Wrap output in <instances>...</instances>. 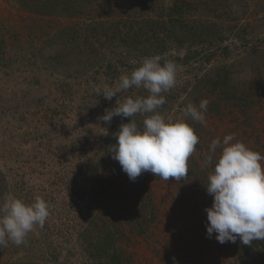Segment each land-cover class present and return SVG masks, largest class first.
Returning <instances> with one entry per match:
<instances>
[{"label": "rangeland", "instance_id": "1", "mask_svg": "<svg viewBox=\"0 0 264 264\" xmlns=\"http://www.w3.org/2000/svg\"><path fill=\"white\" fill-rule=\"evenodd\" d=\"M128 1L100 0L89 11L94 16L90 18L124 16ZM150 1L157 9L153 17L178 2L195 7V15L201 18L206 17L208 8L230 21L240 20H211L228 34L234 25L243 26L240 35L247 37L249 44L238 40L233 59L264 48V0ZM71 24L60 17H39L21 0H0V202L7 184L8 195L29 204L39 196L50 205L44 227L35 226L26 244L16 246L9 241L0 249V264H93L98 261L94 260L96 245L89 253L86 239L80 235L88 229L96 237L110 227L115 229L123 264H174L173 258L175 264H264V240L244 245L239 238L235 243L220 244L215 233L208 238L205 209L212 206L213 197L206 190L208 181H202L213 171L214 162H208L213 139L231 134L233 142H243L264 155V98L244 108L245 113L225 106L220 98L206 94L200 80L210 65L180 66L175 86L162 93L166 103L160 109L166 120L182 119L198 136L189 157L194 163L192 170L180 181H166L147 171L130 181L124 173L118 175L122 169L116 173L101 159L117 141L112 129L129 118L115 116L104 122L100 117L106 109L114 108L117 100L149 93L142 87L133 88L107 100L96 89L115 87L119 77L138 67L145 56L121 54L119 75L111 55L87 75L81 74L83 64L75 59L70 66L56 67L50 60L58 48L44 44ZM152 53L161 55L154 49ZM224 53L218 54L216 63L227 61ZM133 57L138 63L131 62ZM173 57L170 51L166 60L174 61ZM201 100L208 101L204 124L183 115L186 105L198 106ZM135 116L143 124L145 115ZM216 151L218 154L220 149ZM83 156L95 161L83 167ZM84 191L90 193L82 196ZM151 209L154 219H150Z\"/></svg>", "mask_w": 264, "mask_h": 264}, {"label": "clouds", "instance_id": "2", "mask_svg": "<svg viewBox=\"0 0 264 264\" xmlns=\"http://www.w3.org/2000/svg\"><path fill=\"white\" fill-rule=\"evenodd\" d=\"M179 67L159 54L144 57L138 67L119 77L115 87L96 89L107 100L133 88L142 87L149 93L117 100L116 106L106 109L100 117L104 122H111L115 116L130 118L129 123L120 125L115 134L117 143L111 147L113 159L130 181L145 171L166 181H180L188 176V160L198 136L184 120H166L158 111L166 103L162 93L176 84ZM207 105V100H201L198 106L189 103L183 115L204 124ZM137 114L145 115L142 128L131 119ZM233 141L234 136L229 134L222 140L213 139L210 145L208 162H214V167L206 190L213 203L205 209L207 236L211 238L215 233L220 244L235 243L239 238L242 244L250 245L252 241L264 240V155L243 142ZM49 214V203L39 196L29 204L6 195L0 202V249L6 248L9 241L16 246L26 244L27 235L35 226L42 229Z\"/></svg>", "mask_w": 264, "mask_h": 264}, {"label": "trees", "instance_id": "3", "mask_svg": "<svg viewBox=\"0 0 264 264\" xmlns=\"http://www.w3.org/2000/svg\"><path fill=\"white\" fill-rule=\"evenodd\" d=\"M99 1L21 0L23 5L27 7L28 4V8L32 10L33 14L39 17H60L73 22L68 27L54 33L44 44L47 48H58V53L50 60L56 67L70 66L75 59L83 64L80 69L81 74L87 75L88 72L97 71L111 55L114 57L113 60H116V71L119 75L121 72L118 60H121L119 58L124 52L130 56L134 53H143L145 57H151L152 49H154L158 50L166 59L169 52L172 51L176 56V58L173 57L175 58L174 62L179 66L192 65V67H196L202 63L210 65L202 73L200 80L207 88L206 94L220 98L225 106L244 110L264 98V48L249 50L242 59H233V46L237 47V41L249 43L246 41L247 37L240 35L243 26L234 25L228 34L227 30L217 29L216 23L211 21L218 19L229 22L230 20L225 18L226 15H221L218 11H214L215 9L207 8L206 17L201 18V16L195 15V7L184 6L176 2L163 7V15L159 14V17H153L154 13L157 14V9L150 0L148 2L146 0H129L126 5L127 11L124 13L126 17L122 15L119 18L101 20L90 18L93 15L89 11ZM235 9L233 7L234 12ZM239 21H233L231 18L230 22L238 23ZM213 28L215 29L214 33L212 32ZM227 40L231 42L225 44L224 42ZM221 51L225 52L223 56L225 59L227 58V61L216 63L215 60L220 57L218 54ZM131 60L132 63H138L136 57ZM242 75H246V77H242ZM159 112L163 113L162 110ZM132 119L138 127H143L137 116ZM129 122L130 118L123 124ZM116 125L117 127L112 129L113 135L120 128V124ZM116 143L117 141L112 145ZM107 148L109 149V147ZM101 159L107 161V165L109 164L111 168L115 169L116 173L118 169H122L119 162L113 159L111 149ZM83 161L86 162L82 165L85 167L87 163H93L95 159L83 156ZM193 164L188 160L189 172H191ZM100 167L101 165L97 167V171ZM123 173L124 177L127 176L122 170L118 175ZM204 178L202 181H208V176H204ZM3 189L2 194L8 195L7 184ZM14 189L12 188V190ZM89 193L84 191L82 196H87ZM149 215L150 219H154L153 209L149 211ZM144 218L146 219L147 216ZM90 233L91 231L86 229L80 237L82 240L86 239L85 248L89 250V253L91 247L96 245L95 254L97 256L94 260L98 259V261H94L93 264H123L116 245L117 237H115L113 227L96 237ZM258 242L255 240L253 244H258Z\"/></svg>", "mask_w": 264, "mask_h": 264}]
</instances>
